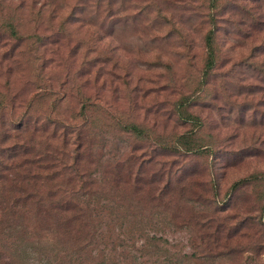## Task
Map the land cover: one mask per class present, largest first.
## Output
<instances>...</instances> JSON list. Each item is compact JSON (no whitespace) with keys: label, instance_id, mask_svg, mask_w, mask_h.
Wrapping results in <instances>:
<instances>
[{"label":"rangeland","instance_id":"obj_1","mask_svg":"<svg viewBox=\"0 0 264 264\" xmlns=\"http://www.w3.org/2000/svg\"><path fill=\"white\" fill-rule=\"evenodd\" d=\"M1 96L3 121L32 117V154L58 150L60 123L82 129L94 187L145 163L147 195H108L84 264H264V0H0ZM169 169L188 191L155 206ZM18 217L0 264L69 263L35 210Z\"/></svg>","mask_w":264,"mask_h":264},{"label":"trees","instance_id":"obj_2","mask_svg":"<svg viewBox=\"0 0 264 264\" xmlns=\"http://www.w3.org/2000/svg\"><path fill=\"white\" fill-rule=\"evenodd\" d=\"M212 35L213 30L205 35L206 46H210ZM208 56L210 61L207 64L210 66L212 64L211 51H208ZM0 98L2 99V96ZM15 108L17 107L13 105L6 106L10 115ZM4 110L5 106L0 103V126H2L0 128L9 127L13 135L6 129H2L3 131L0 132V138L8 146L7 153L6 149H0V223L11 219L19 221L21 219L18 217L19 215L26 213L27 210L30 213L35 210L43 221L40 226H45V229L41 230H46L48 233H52L54 230L52 239L56 240L63 251H67L68 264H84L83 258L86 256L84 251L91 252L88 247L94 244L95 237L98 236L101 229L100 225L105 223L109 225L113 220L112 213L108 215V219L98 215L102 211L105 215L106 210L113 212L114 208L107 204L110 202V199H107L108 195L111 197L117 193L133 197L141 194L147 195L145 188L150 187L152 182L150 178L141 177L144 161L140 159L139 162L134 155H127L125 162L132 163L131 168L124 170V173L123 170L117 169V174H114L111 179L112 186L105 189L101 188L103 186L95 185L94 187L95 177L92 178L90 174L84 173L80 166V162L85 158V156H81L82 150L80 149L81 145L82 147L85 145L81 135L82 129L76 126L67 129L60 123L59 129L62 138L58 150L56 148L51 150L45 144L43 152L32 154L33 150L30 145H32V136L36 129L34 122L33 125L31 123L32 117L30 119L20 118L17 121L9 119L5 122L3 121ZM25 115L27 114L25 113ZM126 130L136 135L142 134L141 130L136 127H126ZM22 131L29 133L31 137L18 143V140L22 138ZM55 136L56 134H51V138ZM68 136H70L71 142ZM70 146L72 149H69ZM195 151L185 148L179 155H193ZM120 174L125 179L124 185L121 187L116 184L117 180H120ZM158 175L166 182L162 186H154L151 189L150 195L155 206L161 205L163 197L167 198L175 196L176 193L183 194L188 191L187 186L173 185V179L182 181L188 178L187 173L177 174L169 169L167 172H158ZM139 183L144 184L145 187H141ZM212 186L214 187L213 184ZM211 191L212 197L215 199V190ZM174 192L176 193L173 194ZM117 197L115 195L114 198ZM118 200H122V197ZM214 201L217 203V200ZM109 231L106 234L107 238H110ZM103 236L105 237V235Z\"/></svg>","mask_w":264,"mask_h":264}]
</instances>
